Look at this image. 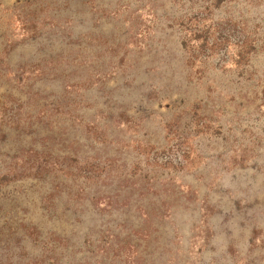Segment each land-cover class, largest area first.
<instances>
[{"label": "rangeland", "instance_id": "obj_1", "mask_svg": "<svg viewBox=\"0 0 264 264\" xmlns=\"http://www.w3.org/2000/svg\"><path fill=\"white\" fill-rule=\"evenodd\" d=\"M179 1L0 0V264H264V0Z\"/></svg>", "mask_w": 264, "mask_h": 264}, {"label": "trees", "instance_id": "obj_2", "mask_svg": "<svg viewBox=\"0 0 264 264\" xmlns=\"http://www.w3.org/2000/svg\"><path fill=\"white\" fill-rule=\"evenodd\" d=\"M96 1H98V0H95V3H96ZM103 1L104 0H102V4H99L98 6H99V8L100 9H98L99 11H101L102 13H104V17H110V18H112V19H115V20H120L122 23H124V24H130L128 21H127V19L126 18H123V19H121L120 18V16H121V13H120V10L121 9H123V10H131V2H129V0H105L107 3H103ZM192 3H193V1L194 0H190ZM179 2H182V0H180ZM230 3L231 2V0H215V2L214 3H212L211 5H212V7L214 8V10L216 9L217 11H219V10H223L224 8H227L228 7V5L227 4H225V3ZM196 3L197 4H199L200 3V0H196ZM194 4V3H193ZM125 12V11H124ZM129 12V11H128ZM103 17V18H104ZM181 19V17L180 18H177V17H175V18H173V20L170 22V23H163V25H162V28H159L160 29V31L161 32H164L165 30H167V29H170V28H174V27H176L177 25H176V23H175V21H177V20H180ZM181 20H183V19H181ZM67 23H68V19H67ZM158 23L161 25V19H158ZM158 24V25H159ZM219 24V23H218ZM167 25V26H166ZM224 25H227V23L226 24H224ZM221 25L219 24V27H220ZM222 27V26H221ZM158 30V26L156 27V30L155 29H153V35H155V34H157V31ZM68 34L70 35V36H73V32H72V30L71 31H69L68 32ZM39 36H41V34H38V35H35V36H32L31 38H35V37H39ZM90 36V32L89 33H84V34H82V35H80L79 37H81V42H85V43H87V40L89 41V40H91L92 38L91 37H89ZM89 38V39H88ZM110 37H108L105 33H99V35H98V37L96 38L97 39V41H98V45H102V46H104L105 44H106V42H107V44H109V42H110V39H109ZM130 38H132V35L130 34ZM87 39V40H86ZM128 39V38H127ZM127 42V43H126ZM128 40L127 41H125V42H121V43H118L117 44V47H124V48H127L128 47ZM105 43V44H104ZM88 45V44H87ZM185 45V44H184ZM108 53V49L106 48V49H104L103 51H102V49L100 50V53H98L97 55H95L93 58H91L90 60L89 59H87V58H85V57H83L82 56V58H84V62H82V63H80V66L83 68V70L86 72V74H87V76H85V77H83V78H85L84 79V84L85 83H89V82H92V80L90 79V74L92 73V71H95V72H97L96 74H97V76H100V77H103V80H101V81H99L98 83H96V84H98L96 87H98V88H102V87H104V85L107 83V82H109V81H111L112 80V78H111V76H114L113 74V72H111V73H109V72H106V71H104V68H103V64H105V65H107V64H109V63H111V59H112V57H117L118 58V56H119V53L120 52H115V51H111V53L109 54L110 56H109V58H106V59H108L107 61L108 62H106V60H103V56L104 55H102V54H107ZM101 54V55H100ZM95 60H98L97 62L95 61ZM45 63L44 64H51V65H54L55 67H59L58 68V70H56V72H55V74H52V73H47V72H43L40 76H39V79H36V81L35 82H39V81H46V80H48V79H52L53 81L54 80H57V78H60V77H62V76H64V73H62V74H60V75H58V73L57 72H60V71H63V70H67L68 68H69V66L68 65H66L65 64V66L63 67L62 66V62L59 60V59H51V60H48V61H44ZM73 63L71 64V65H74L75 64V61H72ZM116 62H118V63H126L125 65H128V64H130L129 66L132 68V70H134V69H136V68H138L139 66L141 67V64H140V56H138V57H136V58H134V59H132V58H130L129 59V57L127 56V53L125 52L124 53V55L123 56H121V57H119L117 60H116ZM102 63V64H101ZM79 64V63H78ZM43 65V63L42 64H37L36 66H42ZM25 68H26V66L24 65L19 71H23L24 72V70H25ZM94 69H96V70H94ZM128 69H122L119 73H117V76L118 77H126V76H129V71H127ZM17 74V73H16ZM66 84H68V81H66ZM91 87V86H90ZM89 90V88L88 87H85V90H84V92H86V91H88ZM37 95H40V93H36ZM59 108H61V109H63L64 108V106L63 105H61V103H58V104H56L54 107H53V110H54V112H59L60 110H56V109H59ZM41 112H43V111H40V113H39V116L41 115ZM67 113H66V115H71L72 114V112H71V110L70 109H68V111H66ZM38 116V117H39Z\"/></svg>", "mask_w": 264, "mask_h": 264}]
</instances>
